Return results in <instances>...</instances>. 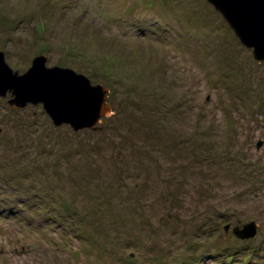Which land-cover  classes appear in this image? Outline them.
Returning a JSON list of instances; mask_svg holds the SVG:
<instances>
[{"label":"rangeland","instance_id":"1","mask_svg":"<svg viewBox=\"0 0 264 264\" xmlns=\"http://www.w3.org/2000/svg\"><path fill=\"white\" fill-rule=\"evenodd\" d=\"M0 50L109 106L73 130L0 95V264H264V60L206 0H0Z\"/></svg>","mask_w":264,"mask_h":264},{"label":"water","instance_id":"2","mask_svg":"<svg viewBox=\"0 0 264 264\" xmlns=\"http://www.w3.org/2000/svg\"><path fill=\"white\" fill-rule=\"evenodd\" d=\"M220 14L238 42L250 48L252 58L264 60V0H206ZM46 57L37 55L22 74L13 71L0 50V95L10 92V103L41 104L55 125L65 123L73 130L92 128L96 120L109 109L103 100L106 89L92 86L81 74L57 66L47 67ZM259 142L257 143V145ZM226 228V226L224 227ZM256 225L248 221L234 226L237 238H252Z\"/></svg>","mask_w":264,"mask_h":264},{"label":"trees","instance_id":"3","mask_svg":"<svg viewBox=\"0 0 264 264\" xmlns=\"http://www.w3.org/2000/svg\"><path fill=\"white\" fill-rule=\"evenodd\" d=\"M246 222H247V221H246ZM246 222H245V223H246ZM237 226H238V225H237ZM238 227H239V226H238Z\"/></svg>","mask_w":264,"mask_h":264}]
</instances>
